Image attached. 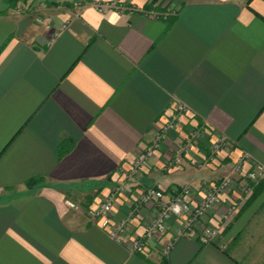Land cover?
Masks as SVG:
<instances>
[{
	"label": "crops",
	"instance_id": "1",
	"mask_svg": "<svg viewBox=\"0 0 264 264\" xmlns=\"http://www.w3.org/2000/svg\"><path fill=\"white\" fill-rule=\"evenodd\" d=\"M67 1L31 22L0 0V264H264V192L228 226L213 220L209 242L199 225L176 235V222L144 239L139 209L119 193L111 220L135 211L140 253L87 212L94 192L132 185L140 150L180 104L138 189L218 181L244 155V171L264 166V0ZM111 1L137 10L95 6ZM193 129L204 137L187 163L166 166L168 145ZM219 136L228 145L213 152ZM199 155L205 166L191 161Z\"/></svg>",
	"mask_w": 264,
	"mask_h": 264
},
{
	"label": "built area",
	"instance_id": "2",
	"mask_svg": "<svg viewBox=\"0 0 264 264\" xmlns=\"http://www.w3.org/2000/svg\"><path fill=\"white\" fill-rule=\"evenodd\" d=\"M161 3V2H160ZM159 3V4H160ZM95 6L98 11H117L123 12L126 9L130 11L137 10L136 7H127L121 6L116 1H111L107 3H95ZM146 14L150 17H157L158 15H168V12L161 11H146ZM186 112L184 105H178L177 113L171 115V119L166 124L162 125L156 132L153 140L145 146L138 154L135 162L133 163L131 169L128 173V178H134V175L142 168L149 160V158L157 149L164 136L176 128V119L177 114ZM198 133V132H197ZM199 135V133H198ZM228 145V141L225 136H219L214 145L212 146V151L217 152ZM190 147V145H184L182 147H177L176 154L177 157L174 159V163H177L180 159V156L183 155V152ZM249 156L244 155L238 161L233 163L230 171V175L220 178L213 185H205L206 190L204 192V197L200 203L197 205H192L186 198L190 194L188 187H183L181 191L176 193L169 202L164 203L159 212L157 213L155 219L146 227L143 238L152 239L155 235L164 233L166 230V223L171 217L177 218L181 222V229L177 233L179 236L185 234L188 231H191L193 227L198 223L200 219L207 216V212L214 207H227V211L223 215V219H231L238 212L239 206L242 204V201L245 198V194L248 193V184L243 182L242 178L249 179L252 182H258L261 178L264 177V166L257 162H250L252 168L248 171H243V162L248 161ZM241 172V174H240ZM240 174L239 183L236 182V185L233 186L234 182L232 181L231 174ZM233 183V184H232ZM243 189V193L242 190ZM124 190V187L120 186L115 189V191L108 195L105 201L100 204L96 209H91L89 211V217L92 221L98 223V225L104 229L107 234L114 240L118 242H127L128 248L132 253L143 252L146 248L145 240L137 236H131L128 233V225L132 219L134 210H131L129 214L119 222H113L111 220L112 210L114 208V202L116 199L117 193H121ZM163 192L154 187H150L141 192L137 203H135V209H138L143 204L151 203L153 201H160L163 199ZM235 199V201H234ZM232 201V203H229ZM69 207L78 209L75 203L67 201ZM220 220H218L219 222ZM220 223V222H219ZM221 224V223H220ZM220 232L219 225H214L213 228H207L201 233V239L204 242H209L214 237H216ZM167 246L164 251L169 249Z\"/></svg>",
	"mask_w": 264,
	"mask_h": 264
},
{
	"label": "rangeland",
	"instance_id": "3",
	"mask_svg": "<svg viewBox=\"0 0 264 264\" xmlns=\"http://www.w3.org/2000/svg\"><path fill=\"white\" fill-rule=\"evenodd\" d=\"M10 2V6L15 9L16 11H19V7H21L22 9V12L23 14L25 13L24 11L26 10L27 11V15L24 17L26 20L28 21H36V16L38 18V15L40 14H43L45 13V11H48V10H51V9H55L57 6H61V7H68L70 6L72 3L68 2L67 0H8ZM164 2L165 0H161V2ZM7 2V0H6ZM171 2V1H169ZM79 4V3H78ZM20 12V11H19ZM175 129H173L174 131ZM198 130H195L193 129L192 131H190L189 133V139L185 140V139H175V140H172V143H170V145H168V153L163 155L164 157V164L166 166L169 167V165L173 166H179V165H182V164H186V160H185V156L186 155H181L180 156V159L177 163H172V160L170 157H172L170 154V152L172 150L170 149H174L175 148V151L177 149V147H182L184 145H187L188 144L190 145V143H192V141H194V139L196 140V142L200 141V139H202V137H204V134L202 133V131L198 132L199 135H198ZM214 145V142L211 143L210 145V149L212 150V146ZM173 146V147H172ZM162 147V144L157 148L155 149L154 153L152 154V156L149 158L148 162L142 167L139 169V171L134 175V178H129V181L130 183H132L131 186L125 184V188L123 191H121V196L123 197V202L122 204H129V205H134L135 203H137L138 199H139V196L141 194L142 191H144V189H138L137 187L140 185V180L142 179L143 177V173L144 171L146 170L147 168V164L155 157L156 155V151L160 150V148ZM141 151V150H140ZM187 154L190 153V147H188V149L186 150ZM186 152H183L186 153ZM206 157L207 155H199L198 157H196L195 159H192L191 161L196 163V164H199L200 166H205L206 163ZM233 165V163H232ZM232 165L230 166V168L232 167ZM231 171V169H230ZM242 173H244V169H241ZM244 171V172H243ZM241 174V172H240ZM240 174H231V178H232V181L234 182L233 186L236 185V182L239 183V175ZM227 175H230V172L229 173H226L223 175L224 176H227ZM221 177V178H223ZM243 179V182H246L248 184V193H244L243 192V189L242 192L245 194V198L244 200L242 201L245 202L249 199V197H251L253 191H254V187L256 185H258L260 183L261 180L264 179L261 178L260 180H258V182H252L250 181L249 179H246L245 177L242 178ZM215 182H217V180H212V181H205V182H202L198 185L194 184V183H188V184H185V185H182V186H175L174 188H171L169 191V193H165L163 192V199L160 200V201H153L151 203H147V204H143L140 208H138V212L136 213L135 215V218H138L140 220V224L141 226L143 227V231H145L146 227L151 223V221H153L157 215V213L159 212L161 206L166 203V202H169L172 197L178 193L179 191H181L183 189V187H188L189 188V191H190V194L187 195V200L192 204V205H197L198 203H200L204 197V192L206 190L207 187H205V185H213ZM120 187V185H116L115 187H113L107 194H103L101 193V190H98L96 192H94L92 194V203L88 206V215H89V211L91 209H96L100 204H102L105 199L107 198L108 195L112 194L116 188ZM158 189V188H157ZM264 189L256 196L254 197V199H252L251 203L250 204H253L257 198L261 195V197L264 195ZM76 194H79L77 192H75ZM263 193V195H262ZM74 195V197H78L77 195ZM119 194V193H117ZM81 196V195H80ZM79 196V197H80ZM117 196V195H116ZM235 201V199H234ZM73 203V202H72ZM229 203H232V201H229ZM77 205V203H76ZM247 205V206H249ZM79 206V204L77 205ZM227 207L228 205H226V207H214V209H211L207 212V216L203 217L202 219H200L198 221V223H196V225L198 226H201V233L207 229L208 227L209 228H213L214 227V221L215 220H220L219 222L221 223L222 226H228L229 223H230V220L231 219H223V215L225 214V212L227 211ZM74 209V208H73ZM115 207L113 208L112 210V213L114 211ZM241 209V205L239 206L238 208V211ZM235 216V215H234ZM214 220V221H213ZM176 222V235L177 233L180 231L181 229V222L175 218V217H171L170 219H168L167 223H166V230L165 231H168L169 228L171 226L174 225V223ZM162 234V233H161ZM161 234H158V235H155V237H153L152 239H156L158 238ZM171 242H168L167 244H165L163 246V250L167 248L168 245H170Z\"/></svg>",
	"mask_w": 264,
	"mask_h": 264
},
{
	"label": "trees",
	"instance_id": "4",
	"mask_svg": "<svg viewBox=\"0 0 264 264\" xmlns=\"http://www.w3.org/2000/svg\"><path fill=\"white\" fill-rule=\"evenodd\" d=\"M154 1L155 0H153V2ZM263 189H264V179L261 180L260 183L254 187V191H253L251 197H249V199L246 201L245 205H249V203H251L252 199H254V197H256ZM162 264H163V262H162Z\"/></svg>",
	"mask_w": 264,
	"mask_h": 264
}]
</instances>
